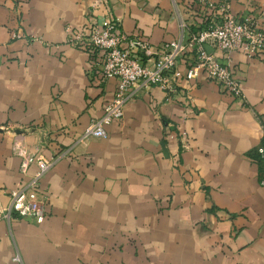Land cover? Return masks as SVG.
<instances>
[{"label": "crops", "instance_id": "0c3cea01", "mask_svg": "<svg viewBox=\"0 0 264 264\" xmlns=\"http://www.w3.org/2000/svg\"><path fill=\"white\" fill-rule=\"evenodd\" d=\"M259 8L264 0L232 6L238 16ZM195 9L190 0H0V264H264V54L230 55L245 105L212 82L181 79L169 102L144 91L106 139L82 140L117 80L102 79L99 57L70 44L66 28L111 14L123 33L160 45L182 36V22L200 25ZM192 62L185 54L179 70ZM16 135L41 160L67 152L41 182L40 225L3 218L27 181Z\"/></svg>", "mask_w": 264, "mask_h": 264}, {"label": "built area", "instance_id": "2783aa9c", "mask_svg": "<svg viewBox=\"0 0 264 264\" xmlns=\"http://www.w3.org/2000/svg\"><path fill=\"white\" fill-rule=\"evenodd\" d=\"M237 0H190L197 9L193 14L200 18V25L182 22V36L176 40L153 45L120 30V20L107 14L94 21L84 31L68 26L66 32L69 43L99 57L103 80H117V90L103 116L92 122L83 132L82 140L89 138L106 139L107 126L124 117L126 105L140 93L152 88L163 90L169 102L178 93L179 80L216 84L222 92L228 93L245 105L242 81L230 70V55L239 52L254 59L264 54V8L243 16L236 15L232 6ZM194 27L197 30L192 31ZM188 31V32H187ZM13 34V39H21ZM193 55L189 69L181 72L178 68L185 54ZM225 56L223 63L216 54ZM177 140L184 147L187 134L179 130ZM13 154L21 160L20 173L27 181L9 193V205L3 211V218L11 215L29 218L42 224L47 217L48 197L41 191V182L58 159L67 152L56 154L49 161L39 159L38 153L31 151L23 136L16 135L12 144ZM256 154L264 164V146ZM36 166L35 174L30 175L31 166ZM264 187V179L261 180ZM20 263L17 256L13 260Z\"/></svg>", "mask_w": 264, "mask_h": 264}]
</instances>
